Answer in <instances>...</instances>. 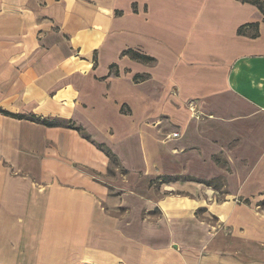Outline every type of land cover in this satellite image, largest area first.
<instances>
[{
	"label": "crops",
	"instance_id": "0c3cea01",
	"mask_svg": "<svg viewBox=\"0 0 264 264\" xmlns=\"http://www.w3.org/2000/svg\"><path fill=\"white\" fill-rule=\"evenodd\" d=\"M0 111L70 120L90 137L0 113V264H264L256 6L0 0ZM115 165L128 178L111 194L97 180ZM171 175L189 176L169 184L188 198L149 188ZM214 180L226 201L203 183ZM201 209L218 231L196 220Z\"/></svg>",
	"mask_w": 264,
	"mask_h": 264
},
{
	"label": "rangeland",
	"instance_id": "374dc122",
	"mask_svg": "<svg viewBox=\"0 0 264 264\" xmlns=\"http://www.w3.org/2000/svg\"><path fill=\"white\" fill-rule=\"evenodd\" d=\"M169 116V115H167ZM172 122V121H171ZM173 123V122H172ZM164 126V128H166L165 126H167V124L165 122L161 123V126ZM112 172H108L106 177H98V184L100 185H104L106 186V188H108L111 191V194H113L115 191L118 194L119 191H117V189H112L109 188L111 186V184L114 183H118V180L120 179L121 181H125L128 178V174H126L124 171H122V169H120L118 167V165H115L114 167L111 168ZM189 176H182V175H171V176H157V178L153 179L150 182V186L149 188H153L155 191V194H157L158 196H160V198H163L164 196L167 197H174L176 199L178 198H182V197H187L186 194L184 192H182L181 190H178L177 188H179L178 185H176L175 187L170 186L169 184H171V182L175 183V182H179L178 184H180L181 182H184V180L188 179ZM224 182L218 181V180H214L213 182H211V184L209 185L210 190H212L215 194V200L221 202V201H226L225 200V194H226V186L224 185ZM262 201H259L256 203V208L255 210L258 212H264V196L262 197ZM233 202H235V199L233 200ZM154 214H156L155 216L158 217L159 212L157 213V209L155 208V212ZM195 217L196 220L201 222V221H205V222H209L210 225L213 227L212 230H210L211 232H215L216 230L218 231L219 229L216 228V221L217 218L213 217L211 215H207L206 212L201 209V210H197L195 212Z\"/></svg>",
	"mask_w": 264,
	"mask_h": 264
},
{
	"label": "trees",
	"instance_id": "16d2710c",
	"mask_svg": "<svg viewBox=\"0 0 264 264\" xmlns=\"http://www.w3.org/2000/svg\"><path fill=\"white\" fill-rule=\"evenodd\" d=\"M243 3H248V4H252L254 6H256V8L258 9V11L263 15L264 17V3L261 0H241ZM238 34H244L242 28L238 30ZM124 54L128 55L132 60H135L137 62H142L145 64H153V62H155L154 59H151L149 57H146L144 55L141 54H136L132 51H125ZM123 54V55H124ZM0 113L9 116V117H14L17 119H24V120H29L31 122L37 123L39 125H43L47 128H55V127H61V128H65V129H73L75 130L77 133L80 134V136L83 139L86 140H90L89 135L85 132V130H83L82 128L76 126L72 121H66V120H61V119H55V120H47V119H39L33 116H22V115H10L6 112L0 111ZM95 147H97V149H100L105 156L108 158V160L110 161V163L113 165L115 163H117V160L114 156V154L111 153V151L104 145H95ZM216 161L218 163H220L219 160ZM205 185L209 186L211 184V182H203Z\"/></svg>",
	"mask_w": 264,
	"mask_h": 264
},
{
	"label": "built area",
	"instance_id": "2783aa9c",
	"mask_svg": "<svg viewBox=\"0 0 264 264\" xmlns=\"http://www.w3.org/2000/svg\"><path fill=\"white\" fill-rule=\"evenodd\" d=\"M188 110L193 118L198 119L201 116L199 111L196 109V105L193 102L188 103ZM177 137H178V133L174 132V133H171L167 139H170V138L174 139Z\"/></svg>",
	"mask_w": 264,
	"mask_h": 264
}]
</instances>
